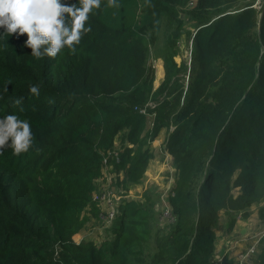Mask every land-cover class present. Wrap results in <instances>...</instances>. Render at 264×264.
<instances>
[{
    "label": "trees",
    "instance_id": "trees-1",
    "mask_svg": "<svg viewBox=\"0 0 264 264\" xmlns=\"http://www.w3.org/2000/svg\"><path fill=\"white\" fill-rule=\"evenodd\" d=\"M118 3L101 0L74 55L36 59L26 35L0 28V119L27 120L34 137L28 152L0 154V264H239L215 241L224 214L231 232L232 213L254 205L264 227V0ZM183 38L191 64L177 59ZM164 129L176 178L160 226L159 195H125ZM108 164L124 174L118 212L101 242H77L100 221L93 194Z\"/></svg>",
    "mask_w": 264,
    "mask_h": 264
},
{
    "label": "clouds",
    "instance_id": "clouds-1",
    "mask_svg": "<svg viewBox=\"0 0 264 264\" xmlns=\"http://www.w3.org/2000/svg\"><path fill=\"white\" fill-rule=\"evenodd\" d=\"M107 5L120 7L118 0H107ZM100 6L101 0H78V4L64 0H0V28L9 35H26L24 46L36 59H55L65 48L74 55L83 35L91 31L86 27L90 14ZM29 91L38 96L39 86L31 85ZM33 140L27 120L14 114L0 119V154L10 147L19 156L29 151Z\"/></svg>",
    "mask_w": 264,
    "mask_h": 264
},
{
    "label": "rangeland",
    "instance_id": "rangeland-1",
    "mask_svg": "<svg viewBox=\"0 0 264 264\" xmlns=\"http://www.w3.org/2000/svg\"><path fill=\"white\" fill-rule=\"evenodd\" d=\"M181 43V46H183L184 50L182 49V55L177 59L179 61L186 60L188 64H191L192 55L190 47L188 45L187 47L184 46V44L186 43V40L184 38ZM154 64L157 68L155 85L158 86L161 83L162 78L164 77V65L163 61L160 59H157ZM185 80L186 82L188 81V75L186 76ZM148 105H150L151 107L155 106L153 102L148 103ZM144 110L145 108L142 109V111ZM168 135L169 132L164 129L162 130L160 135L154 141H152L150 148L154 152V156L150 160L148 169L145 172V176L142 179L141 183L133 185L125 195V197L129 198L144 199V191L148 189L153 191V195L155 197L159 195L161 199L158 203V208L161 212L160 226L167 224L169 219L171 218L170 209L168 205V194L176 178V169L173 165V156L167 148ZM121 136L122 134H120L116 139V148L114 147L118 152L122 151L123 149V146H121ZM104 173V176H106V178H109L110 181H112V186L116 189L117 195H119V201L121 203L122 199L120 197V194L122 195L124 189H122V186H120V184L118 183L123 178V172H117L115 169H113L112 164H108L104 166ZM118 176L121 178L119 179V181ZM258 215H260L261 222L255 224L251 220L253 218L257 220ZM234 216H236V223L231 232H228L229 222H225L226 219L231 218V215L229 213L224 214L223 225L217 230V239L215 243L217 247L218 257L222 254V252H228L230 256L235 257L237 259L239 252L244 250L245 247L243 248V246H236H238L242 242L244 235H246L247 229L249 234L257 235V237L259 235L258 227H260L263 223V218L260 214L259 205H254L251 208L250 215L247 218H245L241 212H233L232 217ZM108 226L103 225V222L99 220L94 221L93 219L87 223V226L84 228L83 231L74 236V239L79 242L82 238L85 237L94 238L97 242H101L108 235ZM243 229L245 231H243ZM254 258L256 257L254 256Z\"/></svg>",
    "mask_w": 264,
    "mask_h": 264
},
{
    "label": "built area",
    "instance_id": "built-area-1",
    "mask_svg": "<svg viewBox=\"0 0 264 264\" xmlns=\"http://www.w3.org/2000/svg\"><path fill=\"white\" fill-rule=\"evenodd\" d=\"M110 154L113 155V157L117 158V161H119L120 155L115 148L110 152ZM105 162L107 161L105 160ZM120 197L122 199L121 194ZM93 200L101 208L99 213L100 221L103 222V225L110 226L116 216V213L118 212V204L120 203V201L116 189L112 186V181H110L109 178H106V176H104L103 182L99 184V188L94 192ZM258 234V237L257 235H252V244L239 252L237 258L239 264H251V260L253 256L258 252L259 245L264 238V227L258 231Z\"/></svg>",
    "mask_w": 264,
    "mask_h": 264
},
{
    "label": "crops",
    "instance_id": "crops-1",
    "mask_svg": "<svg viewBox=\"0 0 264 264\" xmlns=\"http://www.w3.org/2000/svg\"><path fill=\"white\" fill-rule=\"evenodd\" d=\"M160 60H162V59H160ZM260 206L261 205H259V210H260ZM258 217H259V219H258ZM251 221H253L255 224L256 223H260L261 222L260 215L257 216V220H255V218H253ZM262 228L263 227L260 226V227H258V230H261ZM243 231H245V230L243 229ZM246 231H247L246 235H244V238L242 239V242L240 241L241 243L239 242L240 244L238 246H236V247H242L243 246V248L244 247L246 248V247H248V246H250L252 244V240H253V238L251 237L252 234H249L248 229ZM256 232H257V230H256ZM254 256L256 257V254ZM254 256H253V258L251 260V264H256V259L254 258Z\"/></svg>",
    "mask_w": 264,
    "mask_h": 264
}]
</instances>
